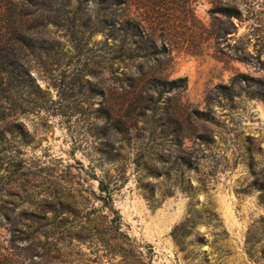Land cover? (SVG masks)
<instances>
[{
	"label": "rangeland",
	"instance_id": "374dc122",
	"mask_svg": "<svg viewBox=\"0 0 264 264\" xmlns=\"http://www.w3.org/2000/svg\"><path fill=\"white\" fill-rule=\"evenodd\" d=\"M230 1L234 29L211 12L217 0L164 20L161 77L186 79L172 102L181 132L137 115L141 97L118 88L127 68L103 63L100 32L75 51L47 26L66 55L58 68L30 62L42 108L13 121L0 87V264H264V102L250 96L264 85V0ZM83 8L94 20L96 1ZM190 111L202 115L185 120Z\"/></svg>",
	"mask_w": 264,
	"mask_h": 264
},
{
	"label": "trees",
	"instance_id": "16d2710c",
	"mask_svg": "<svg viewBox=\"0 0 264 264\" xmlns=\"http://www.w3.org/2000/svg\"><path fill=\"white\" fill-rule=\"evenodd\" d=\"M86 1L0 0V87L4 85L8 92V115L16 121L19 116L42 108L38 103L41 90L29 71L30 62L43 66L51 62L58 68L66 55L61 51L59 41L47 35L46 28L51 24L64 32L63 37H67L75 51L83 48L81 43L86 32H100L104 36L101 48L103 63L107 68H112L113 63L127 68L120 73V78L117 77L118 88L129 97L128 101L141 97L137 115L145 117L149 112L153 123L158 124L165 119L169 124H176V131L181 132L182 117L175 112L172 102L178 103L180 94L186 90V79L161 77L172 51L168 41L170 27L164 20H170L177 8L181 4L187 6L190 0H95L97 11L94 20L86 17L83 8ZM217 1L219 5L211 12L223 16L228 26L234 29V18H240L237 6L230 0ZM73 5H77L78 11L70 15ZM162 24L165 26L162 27ZM106 93L108 91L104 90ZM170 93L174 96L168 98L162 108L163 95ZM250 96L264 102V85L263 89L252 91ZM185 115V120L194 115V120H197L202 113L190 111ZM108 116H111L109 112ZM155 116L160 118L154 121ZM13 125L22 133L20 124ZM262 179L264 181V175ZM255 182L258 183V180ZM98 189L104 194L101 197L103 206L117 214L108 185L100 181ZM259 191L260 200L264 202V182L259 183ZM111 223L114 230H119L118 216ZM107 247L110 250L108 244ZM120 258L125 259L124 255Z\"/></svg>",
	"mask_w": 264,
	"mask_h": 264
}]
</instances>
